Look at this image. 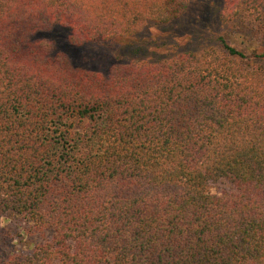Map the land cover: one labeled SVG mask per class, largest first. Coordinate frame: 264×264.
<instances>
[{"label": "trees", "instance_id": "obj_1", "mask_svg": "<svg viewBox=\"0 0 264 264\" xmlns=\"http://www.w3.org/2000/svg\"><path fill=\"white\" fill-rule=\"evenodd\" d=\"M189 3L0 0V225L43 237L0 264H264V0H225L208 48L107 73L41 37L128 44Z\"/></svg>", "mask_w": 264, "mask_h": 264}, {"label": "rangeland", "instance_id": "obj_2", "mask_svg": "<svg viewBox=\"0 0 264 264\" xmlns=\"http://www.w3.org/2000/svg\"><path fill=\"white\" fill-rule=\"evenodd\" d=\"M224 2L225 0H190L183 19L164 25L150 23L128 44L98 41L77 45L71 41V32L60 26L45 31L41 37L54 41L57 50L65 53L75 67L83 70L107 73L115 63L127 64L133 60L153 64L164 63L174 56L184 53L195 54L215 44L217 37L225 29L220 22ZM237 45L251 46L248 42L241 44V41L237 42ZM82 127L83 124H78L76 130H81ZM230 188L228 183H220L211 188V191L218 193ZM8 225L12 226L13 233L17 235L16 228L21 224L15 221L8 222ZM4 229L2 221L0 241L8 242L17 249L32 252L35 246L43 241L40 234H34L22 244L13 241L7 229L6 231ZM47 236L51 237L52 232H48Z\"/></svg>", "mask_w": 264, "mask_h": 264}]
</instances>
